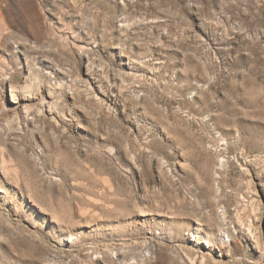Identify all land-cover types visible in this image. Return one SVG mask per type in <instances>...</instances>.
<instances>
[{
	"label": "rangeland",
	"instance_id": "obj_1",
	"mask_svg": "<svg viewBox=\"0 0 264 264\" xmlns=\"http://www.w3.org/2000/svg\"><path fill=\"white\" fill-rule=\"evenodd\" d=\"M0 264H264V0H0Z\"/></svg>",
	"mask_w": 264,
	"mask_h": 264
},
{
	"label": "built area",
	"instance_id": "obj_2",
	"mask_svg": "<svg viewBox=\"0 0 264 264\" xmlns=\"http://www.w3.org/2000/svg\"><path fill=\"white\" fill-rule=\"evenodd\" d=\"M225 239H226L227 241H229L228 235L225 236Z\"/></svg>",
	"mask_w": 264,
	"mask_h": 264
}]
</instances>
